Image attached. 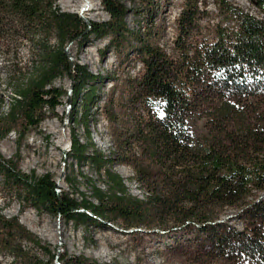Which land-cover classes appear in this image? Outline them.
<instances>
[{"label":"trees","instance_id":"1","mask_svg":"<svg viewBox=\"0 0 264 264\" xmlns=\"http://www.w3.org/2000/svg\"><path fill=\"white\" fill-rule=\"evenodd\" d=\"M58 1L0 0V65L9 68L12 86L0 141L14 132L20 145L66 98L67 153L76 167L103 178L104 188L87 179L89 195L58 191L49 174L22 173L17 153L0 154L2 184L22 208L67 223L151 235L169 248L196 249L209 264H264V0H247L249 8L181 0L171 26L162 16L168 0H138L135 10L100 0L105 21H85ZM130 13L141 19L134 28ZM103 38L99 55L117 61L105 78L66 52L70 43L81 49ZM137 65L134 74L123 72ZM63 78L69 91L55 85ZM103 80L111 85L104 100ZM91 109L106 122L107 154L93 143ZM115 165L130 168L142 198L130 194ZM22 242L52 264L50 250L18 218L0 213V252L43 264L30 260Z\"/></svg>","mask_w":264,"mask_h":264},{"label":"rangeland","instance_id":"2","mask_svg":"<svg viewBox=\"0 0 264 264\" xmlns=\"http://www.w3.org/2000/svg\"><path fill=\"white\" fill-rule=\"evenodd\" d=\"M88 1V9L82 11L83 4ZM130 9L138 7V0H119ZM211 2V0H207ZM234 3L249 8L247 0H232ZM181 0H168L166 10L162 15L168 26H171L174 16L179 11ZM58 7L65 12L78 14L85 21H105L107 14L102 9L100 0H59ZM211 6V4L209 5ZM127 23L131 28L135 27L140 17L136 13H130ZM171 27L167 29V38L170 37ZM108 40L91 39L81 49L76 44L70 43L66 47V52L71 61L87 67L93 74L106 77L113 70L117 69V61L112 53L101 56ZM19 56L28 58L26 49H22ZM0 63L1 60H0ZM139 66H133L123 70L134 74ZM9 68L0 65V94H3L4 103L0 106V114L6 111L9 99L12 98V86L7 84V74ZM55 85L59 88L70 89L68 78L56 80ZM107 80H103L99 91L104 100L107 90L110 87ZM69 96V93H68ZM70 102L64 98L62 105L58 106L54 113H48L44 121L38 128L32 130L25 136L22 142L18 143L17 135L14 132L0 141V154L5 159H13L17 153L19 156V169L22 173L34 174L40 177L49 174L55 182L57 190L75 194V190L89 195V181L104 188L100 182L103 178H98L89 168L83 166L76 167L73 160L68 155L70 147V126L68 121ZM93 118L96 123V131L92 133V140L96 147L105 154L112 148V143L107 136L106 122L103 117L97 115L94 109ZM79 136H83L81 129H77ZM112 170L119 174L127 186L130 194L142 198L143 192L132 180V172L126 166L115 165ZM0 175V213L6 218H18L29 232L36 236L43 246L47 247L53 255L52 264H209L200 255V251L193 248L175 247L169 248L166 242H161L154 236L147 234H130L122 231L116 225H74L61 220L55 215L42 210L37 212L32 207H23L14 193L2 184ZM67 182L73 183L70 187ZM23 220L25 225L21 222ZM23 250L28 254L30 260L37 258L43 264H47V256L40 249L22 242ZM57 258V259H56ZM84 259V260H82ZM29 260L16 257L8 253L0 252V264H28ZM62 264V263H61Z\"/></svg>","mask_w":264,"mask_h":264},{"label":"bare ground","instance_id":"3","mask_svg":"<svg viewBox=\"0 0 264 264\" xmlns=\"http://www.w3.org/2000/svg\"><path fill=\"white\" fill-rule=\"evenodd\" d=\"M88 6H89V2L88 1H86L84 4H83V6H82V8H80L82 11H85V10H87L88 9ZM21 222L23 223V224H25V225H27L28 226V224L27 223H25L23 220H21Z\"/></svg>","mask_w":264,"mask_h":264}]
</instances>
